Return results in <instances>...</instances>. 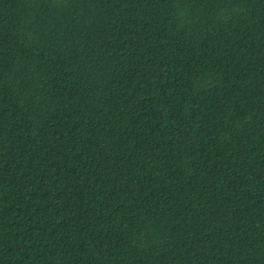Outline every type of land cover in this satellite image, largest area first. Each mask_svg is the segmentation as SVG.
<instances>
[{
	"label": "trees",
	"instance_id": "obj_1",
	"mask_svg": "<svg viewBox=\"0 0 264 264\" xmlns=\"http://www.w3.org/2000/svg\"><path fill=\"white\" fill-rule=\"evenodd\" d=\"M0 264H264V0H0Z\"/></svg>",
	"mask_w": 264,
	"mask_h": 264
}]
</instances>
